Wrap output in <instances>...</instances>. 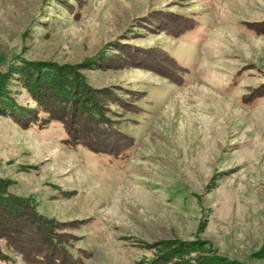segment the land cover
I'll return each mask as SVG.
<instances>
[{
    "label": "rangeland",
    "instance_id": "obj_1",
    "mask_svg": "<svg viewBox=\"0 0 264 264\" xmlns=\"http://www.w3.org/2000/svg\"><path fill=\"white\" fill-rule=\"evenodd\" d=\"M0 93L5 263L264 264V0H0Z\"/></svg>",
    "mask_w": 264,
    "mask_h": 264
},
{
    "label": "trees",
    "instance_id": "obj_2",
    "mask_svg": "<svg viewBox=\"0 0 264 264\" xmlns=\"http://www.w3.org/2000/svg\"><path fill=\"white\" fill-rule=\"evenodd\" d=\"M195 27L196 26H193L191 29H193ZM191 29L185 30L184 33H187L189 31H191ZM41 69H42L41 71H43L42 74L45 75V77L46 76L47 77L54 76L56 78L63 77V79L60 81V85H59V87H61L60 93L62 95L69 96L68 93H70L71 90L74 89V90L78 91L79 89L80 90L82 89V86L79 87V85L77 84L78 81L73 76L69 75V72H62V71H60L61 69H57L56 70V69L53 68V66H49L47 64H42V68ZM24 75H25V78H26V80L28 82V80H30L31 78L36 77V71L34 69H29V71L25 70V74ZM23 87L26 88V89L30 88L29 84H27V83ZM83 88H84V85H83ZM81 93H83V92L81 91ZM0 97H1V93H0ZM257 97L261 98L259 96H257ZM61 98H63V97H61ZM59 99H60V95H59ZM34 101H38V100H36V98H34ZM63 101H65V100H63ZM86 110L89 112L90 116H92L95 121L96 120L100 121L99 124H98L99 129H105L108 126L105 121L102 120V122H101L100 119L102 117V113H101V110L99 109L98 105L95 104V102H89V105L86 107ZM83 112H84V110L81 109V114ZM39 113L40 112H37V116L39 117V119H41L42 117L39 115ZM82 115L85 116L84 113ZM52 120H55V119H52ZM30 123H32V125L34 124L33 121H31ZM64 132H65V135H66V138L64 139V141H67L68 143H71V141H73L72 136L70 135L69 132H67L66 128H65ZM93 151L96 154L107 156L111 160H122L123 155L126 154L125 153L126 152V147L125 148H119V149H109V150L107 148L95 147L93 149ZM0 195H1L0 198H3V200H5V198L9 199V196H7V194H4L3 191H0ZM0 207H1L0 211H2L3 208H2V206H0ZM29 218H30V220H32V218L35 219L36 218V213L34 211H32V214L29 215ZM27 222L28 223L22 224L21 226H20V224L17 223L16 226H20V227L16 228V231L20 232L19 231L20 228H23V229L30 228V226L28 225L29 221L27 220ZM2 223H1V225H2L1 227L3 228V230H6L7 232H9V229L11 227L10 228L9 227H5V223H6L5 221H3ZM28 231H29V229H28ZM17 238H15L13 240L14 243L21 242V243H27V244H30V245L34 246L32 239H30L29 242H26L21 237H17ZM41 239H42V240H40L41 243H43V242L44 243H46V242H53V243L55 242L56 243V241L54 239H52L50 236H48V235H47V238L43 236ZM19 246H21V245L19 244ZM28 247H30V246L22 247V248H28ZM52 257H53L52 260H54V259L57 260V262L55 261V264H67L65 261H66V258L69 257V256L64 252V253H60L59 257H56V256H52ZM5 258H6V254L0 251V264H13L11 260L8 261L7 263H5V260H4ZM52 260H50V262Z\"/></svg>",
    "mask_w": 264,
    "mask_h": 264
}]
</instances>
